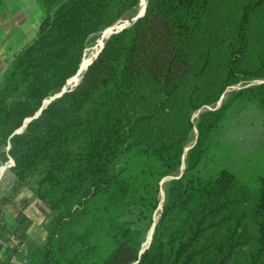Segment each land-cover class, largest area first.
Wrapping results in <instances>:
<instances>
[{"label": "trees", "instance_id": "16d2710c", "mask_svg": "<svg viewBox=\"0 0 264 264\" xmlns=\"http://www.w3.org/2000/svg\"><path fill=\"white\" fill-rule=\"evenodd\" d=\"M35 2L36 36L0 77V161L12 158L14 190L29 188L53 214L22 264H261L264 165L235 167L224 131L247 107L264 109V0L239 3L227 35L212 0H146L77 85L15 133L140 4Z\"/></svg>", "mask_w": 264, "mask_h": 264}, {"label": "crops", "instance_id": "0c3cea01", "mask_svg": "<svg viewBox=\"0 0 264 264\" xmlns=\"http://www.w3.org/2000/svg\"><path fill=\"white\" fill-rule=\"evenodd\" d=\"M12 2L23 4L21 0H2L0 5V77L14 55L35 37L29 36V30L22 31L26 11L21 17L16 11L9 12L8 5ZM37 8L40 23L42 11ZM13 164L12 158L0 161V264H22L44 242L53 217L41 208L32 190L27 187L14 190Z\"/></svg>", "mask_w": 264, "mask_h": 264}, {"label": "rangeland", "instance_id": "374dc122", "mask_svg": "<svg viewBox=\"0 0 264 264\" xmlns=\"http://www.w3.org/2000/svg\"><path fill=\"white\" fill-rule=\"evenodd\" d=\"M32 1V0H31ZM33 3H30L29 0H21V3L12 2L8 5L9 12L16 11L18 14H20V17L24 12L26 11L27 14V21L22 26V31L29 30V36H36L37 30H38V21H39V13H37L39 5L33 0ZM243 2V0H212V9H211V15H215V17L220 14L221 11L226 12L223 18V24L220 22L219 27H221L220 34L227 32V21L228 23L232 21L233 14L237 11V8L239 6V3ZM40 11L41 8L39 7ZM42 18V13L40 16V20ZM128 21V22H127ZM132 21L125 19L123 21H120L119 23L115 24L120 26V24L128 25ZM108 36V35H107ZM107 36L103 39V32L100 34L96 40L92 43V45L88 46L85 51L84 55H95L98 49L100 48L99 40H104L107 38ZM254 42L256 43L258 40V37L254 35L253 37ZM261 43V42H259ZM258 43V44H259ZM102 44V43H101ZM260 49V47L257 46V51ZM90 50V51H89ZM94 57V56H93ZM96 59V58H95ZM260 82V80L255 81ZM235 88V87H232ZM230 89L227 90L229 92ZM224 94L220 101L215 105V107L219 106L221 104L222 99L225 98ZM210 108V107H205ZM204 109V108H203ZM201 110L196 111L192 114V118H196ZM197 131L195 128L192 129L190 133V140L187 144L186 148L191 147L196 140ZM224 138L226 141V144L229 145L231 148L236 149L239 153H235L233 155L232 163L235 167H241L245 168L246 162L251 157H254L256 159V164L254 166V171L257 170L259 167L264 165V150H260L261 148L264 149V109H258L257 107L251 105L247 107L245 110H243L239 115H236L235 118L227 125L225 131H224ZM184 168V162L182 163L178 174L182 172ZM166 177L163 181H161V189H160V206L158 207V210L161 208V202L164 199V187L167 185L168 181L172 178ZM157 217V216H156ZM155 217V218H156ZM148 236V235H147ZM147 236L145 239V243L147 241ZM144 246L147 245V243ZM261 264H264V258L261 261Z\"/></svg>", "mask_w": 264, "mask_h": 264}, {"label": "water", "instance_id": "95a60500", "mask_svg": "<svg viewBox=\"0 0 264 264\" xmlns=\"http://www.w3.org/2000/svg\"><path fill=\"white\" fill-rule=\"evenodd\" d=\"M145 9H146V1H145L144 6H143V9H142L141 11L139 10V11L135 14V16H134L133 18H131L130 21L135 22L138 18H140V17L144 14ZM127 22H128V21H127ZM128 25H129V24H128ZM128 25H125V24H122V25H121V24H120V26H118V25H114V26H112V27H111V31L109 32L107 38H108L112 33H115V32H117V31H119L120 29L122 30L123 28H125V27L128 26ZM107 38H106V39H107ZM103 46H104V42L102 41V44L100 45V48L98 49V51L96 52V54H95L94 57H93L94 59L96 58L97 54L101 51V49L103 48ZM92 60H93V59H92ZM92 60H91V62H92ZM91 62H90V63H91ZM90 63H89V64H90ZM86 69H87V67H86ZM86 69H85V70H86ZM85 70L82 71V70H81V66H79V68H78L76 74H81V76H80V78H81L82 75H83V73L85 72ZM80 78L78 79V81H75V82H73V83H70L69 80H68L67 83H66V86H64V87L61 89V91H60L59 93H56V94H54L52 97H50L49 99L45 100V101L43 102L42 107L39 109V111L36 113V115H34V116L31 117V118H27V119L24 121L22 127H20L18 130H16L15 133H20L21 131H23V129L26 127V124H27L32 118H35V117H37L38 115H40V111H41L42 108H44V107H45V106H46L51 100H53L54 98L61 96V94L64 93V92L67 90L68 87L71 88V87L77 85V83L79 82ZM189 148H190V147H189ZM189 148H186V150H188ZM173 177H174V176H173ZM173 177H172V178H173ZM174 178H176V177H174ZM163 180H164V179H163ZM163 180H162V181H163ZM160 208H161V207H160ZM153 227H154V225L152 226V228H151V230H150L149 241H148L146 247L148 246V244H149V242H150V240H151V236H152V233H153Z\"/></svg>", "mask_w": 264, "mask_h": 264}, {"label": "bare ground", "instance_id": "6f19581e", "mask_svg": "<svg viewBox=\"0 0 264 264\" xmlns=\"http://www.w3.org/2000/svg\"><path fill=\"white\" fill-rule=\"evenodd\" d=\"M145 1L146 0H140V4H139V10L141 11L143 9V6L145 4ZM111 31V27H108L106 28L104 31H103V39L109 34V32ZM103 40H99V44L101 45ZM90 51V50H89ZM93 54H90V55H84L81 59V63L79 66H81V70L84 71L86 69V67L89 66V63L91 62L93 58ZM81 74H75L74 76H72L70 79H69V82L70 83H73L75 81H78V79L80 78ZM149 236H150V232L148 233V236H147V241L146 243L149 241ZM145 243V242H143ZM145 243V244H146Z\"/></svg>", "mask_w": 264, "mask_h": 264}]
</instances>
